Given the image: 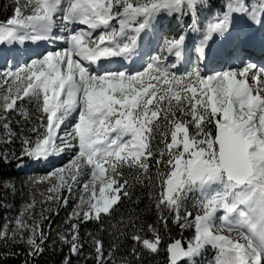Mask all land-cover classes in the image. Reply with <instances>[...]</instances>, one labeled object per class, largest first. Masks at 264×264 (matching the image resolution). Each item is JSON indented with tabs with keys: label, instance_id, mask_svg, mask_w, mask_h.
I'll return each instance as SVG.
<instances>
[{
	"label": "snow or ice",
	"instance_id": "1",
	"mask_svg": "<svg viewBox=\"0 0 264 264\" xmlns=\"http://www.w3.org/2000/svg\"><path fill=\"white\" fill-rule=\"evenodd\" d=\"M11 7L12 16L0 21V48L15 47L19 55L28 42L66 47L0 68V143L19 140L22 146L19 157L0 152V164L15 159L22 168L25 156L47 161L74 155L29 181L50 186L39 197L33 191L19 214L0 225L7 249L0 261L19 257L12 248L25 244L23 264H31L29 258L59 244L68 247L63 264H72V257L85 264L90 258L94 264H139L137 248L159 253L171 222L193 235L186 242L171 239L168 264H196L208 247L216 250L215 264H264V65L236 57L235 66L204 73L212 36L228 39L233 13L264 27V0H220L219 8L212 0H13ZM201 11L216 15L194 45L193 60L186 34L165 37L155 54L144 51V36L155 34L161 16L190 14L191 30ZM77 111L76 122L61 134ZM138 185L149 189L158 223L145 227L129 212L118 221L123 229L110 225L131 236L135 261L118 260L115 243L106 255L91 233L94 255L83 256L81 225L95 221L103 231L105 218L131 202ZM0 186L14 189L2 178ZM195 193L199 199L189 208ZM72 200L65 227L48 244L51 213Z\"/></svg>",
	"mask_w": 264,
	"mask_h": 264
},
{
	"label": "trees",
	"instance_id": "2",
	"mask_svg": "<svg viewBox=\"0 0 264 264\" xmlns=\"http://www.w3.org/2000/svg\"><path fill=\"white\" fill-rule=\"evenodd\" d=\"M13 0H0V21H5L7 18L12 16V5ZM213 7H220V0H212ZM213 13H209L208 11H201L200 15L197 17L198 23L190 30L189 25H192L193 18L190 14H185L184 16H176L174 20L176 25H182L188 27V29L194 34L196 38H201L203 36V25L210 18ZM174 15H163L165 19H172ZM188 25V26H187ZM157 30L160 31V25L157 24ZM29 111L33 110V105H28ZM19 130L18 128L16 129ZM170 138V137H169ZM22 146L19 140H16L13 143H0V152H7L10 154H15L16 157H19L21 154ZM30 160L28 157H23L24 164L28 163ZM17 160L13 159L9 164H0V178L4 181L9 182L14 185L13 188L5 189L0 186V225H2L6 218H13L19 214L21 209L24 207L26 202L30 201L31 194L34 191L36 196L39 197L40 192H45L46 189L50 186L46 182L39 184L38 186H32L29 184V181L33 178L43 177L48 173V169L43 165L37 163V165L32 166L27 171L26 170H18L17 169ZM152 174L156 175L157 167L155 166V161H152ZM51 165L55 166V163H51ZM57 165V164H56ZM62 166V164L53 167L58 168ZM125 172L127 169L125 168ZM158 181H156L158 187ZM149 189L145 188L143 185H138L134 190V195L132 197V201H125L121 206L119 211L116 213L115 217L112 219L105 218L104 230L102 231L100 225L95 221H90L87 224H82L80 227V236L82 241L84 242L83 256H89L91 253L94 255V248L92 246L91 237L88 235L89 233L97 236L99 239L103 241L105 254L107 255L108 250L115 243L118 247V251L116 252L117 259H133L134 257H130V253L133 247V241L131 240V236L124 237L123 235H119L116 232V229L110 227L112 224H116L119 228L123 229L124 225L118 224L121 217L127 220L129 212L134 214V217L137 219L138 223H142L145 227L148 224H157V212L155 208V204L152 200H150L148 195ZM64 195H67V192H63ZM197 198L192 194L190 198L187 200V206L192 208V206L196 203ZM74 204V201H70L67 208L61 207L59 209V214L55 213V210L51 213V228L52 235L47 241L48 244L52 242V239L56 235V231L58 229H62L65 227L64 221L67 217L68 213L71 212V207ZM37 212L39 211V206L37 207ZM167 214V213H165ZM195 215V212H194ZM45 228L47 230L48 221H45ZM169 227L171 229L170 233L165 234L163 247L161 251L157 254L149 253L145 250L137 248L138 251L141 252L139 264H168L166 248L167 244L171 241V239H181L183 241H187L191 239L193 235L192 229H185L181 232V229L175 225H172L169 222ZM119 236V238H117ZM62 248V250H61ZM7 249L3 248L2 243H0V251H6ZM13 251H19L21 255L19 257H10L0 261V264H23V260L25 258V254L27 252V245L19 244L12 248ZM205 255V254H204ZM208 257L204 259L201 258L197 261L196 264H205L212 261V257L208 253ZM68 256V247L61 246L57 244L56 248H45V251L38 258L32 259L29 258L31 264H63L65 257ZM72 264H85L83 258L72 257ZM87 264H94L93 259H88Z\"/></svg>",
	"mask_w": 264,
	"mask_h": 264
},
{
	"label": "rangeland",
	"instance_id": "3",
	"mask_svg": "<svg viewBox=\"0 0 264 264\" xmlns=\"http://www.w3.org/2000/svg\"><path fill=\"white\" fill-rule=\"evenodd\" d=\"M216 13L213 12V14L211 15L212 16H215ZM234 15L236 16V20L233 19V28H232V33H231V38H234L235 40L239 37H242L244 35H247V18L241 16L240 14L238 13H233V17ZM176 16H173L172 19H165V17L161 16L155 23H154V28H155V34H153L151 31L148 32L147 35L144 36V41L147 42L146 43V47L144 48V51L150 53V54H155V52H158L159 51V44L163 43V40L165 37H175V38H179V36L181 34H186V45L188 47V50L190 53H192V55L189 56V61L193 60L195 57L193 56V52L190 51L192 47H194V45L203 40H197L194 36V34L188 29V27L185 26H182V25H176L175 23V19H176ZM211 19V18H210ZM209 19V20H210ZM209 20L208 22H206L204 24V26L202 27L203 28V35L205 34V30H206V27H207V24L209 23ZM159 23L160 25V31L157 30V24ZM117 27H119L118 25H116ZM188 26V25H187ZM262 30L264 29L261 28ZM262 33H264V30L262 31ZM234 35V36H233ZM158 36L159 37V40H157L155 37ZM213 37V36H212ZM204 38V37H203ZM217 38V37H216ZM243 39V38H242ZM232 42V41H231ZM210 42L208 41V44ZM236 43V42H235ZM242 43V42H241ZM230 43L226 44L224 46V50L227 48V46L229 45ZM239 44V43H238ZM241 52V51H240ZM237 53V52H236ZM240 55V54H239ZM237 57V56H236ZM241 57V56H240ZM170 59L174 60V57H170ZM244 60H246V58H243ZM235 55L230 57V59L226 60V65L228 68L230 65L234 66L236 64L235 62ZM186 64V65H185ZM230 64V65H229ZM213 68L210 69V72H207L205 74H209L211 72H214V71H218L219 67L216 66L215 63L212 64ZM259 65H261L259 63ZM17 66V65H16ZM243 66V65H242ZM8 67H13L11 65H9L7 63V59L3 62V64L0 66V68H4V69H7ZM15 67V66H14ZM188 67H191V62H188V63H184L182 64L181 66V71H185ZM139 70V68H138ZM250 83V82H249ZM72 115V116H71ZM65 121L64 123L62 124L61 126V134L63 133V130H70L71 128V125L73 123L76 122V119H77V116H78V111L77 112H74L73 114H71ZM74 155L73 152H63L61 153L60 155L58 156H52L50 157L47 161H36L37 163H40V164H45V168L48 169V172H50L52 170L53 167H56L60 164H65L67 161H69L72 156ZM35 161H33L34 163ZM50 162L52 163H55V166L51 165ZM47 164V165H46ZM57 164V165H56ZM59 168V167H58ZM198 193H195V195H197ZM74 201V204L77 202V200H73ZM73 206V205H72ZM71 211H72V207H71ZM193 230V229H192ZM208 253L210 254V257L214 256V254L216 255V250L211 248V247H208L206 249V252L204 253V259L207 258L209 255Z\"/></svg>",
	"mask_w": 264,
	"mask_h": 264
},
{
	"label": "bare ground",
	"instance_id": "4",
	"mask_svg": "<svg viewBox=\"0 0 264 264\" xmlns=\"http://www.w3.org/2000/svg\"><path fill=\"white\" fill-rule=\"evenodd\" d=\"M234 20H236V16L235 15H234ZM76 27L86 28V26H84V25H77ZM232 28H233V26H232ZM255 28H256V30H254ZM258 28H262V27H260L258 24H252L250 21H248L247 22V35L243 36L242 43L245 42V41L251 40V37H254V36L256 37V35L258 34V31H259ZM231 33H232V31H231ZM231 37L232 36L230 35L228 37V39L222 40L218 35H215V34L213 35L212 39L209 41L210 42L209 43V48H208L209 56H208V60L206 61V67L208 69H209V64L211 63L212 56L220 57L215 63L216 66L219 67L218 71L226 69L227 65H226L224 59L221 58V57L225 58V57L229 56V58H230V57L234 56V49H235L236 45L239 43V41L235 40L234 38L230 39ZM228 43H230V44L224 50V46L226 44H228ZM57 44H59V43H57ZM229 46H231L230 49H228ZM57 47H66V46L59 44V45H56V48ZM3 49H5V48H0V63L2 62L3 58L8 57V58H10L9 60L12 59L13 65L16 66L15 62L18 59L24 58V57L27 56V54H24V53H19V55H17V52L14 51L15 47H13L11 49L12 53L5 52V51H3ZM38 50L41 51L42 48L39 47ZM1 52H3V53H1ZM39 53H41V52H37L36 54H39ZM240 58L242 60H244L243 58H246V60H244V61L251 60L252 62H254V63L258 64V65H259V63L261 65H263V61H264V44L261 46V48L259 50L254 51V52L253 51H245V49H243ZM0 65H2V63ZM113 66H115V65H113ZM139 66H137V67L136 66H132L133 70H138ZM204 72L207 73V72H210V70H204ZM249 82L251 83V81H249Z\"/></svg>",
	"mask_w": 264,
	"mask_h": 264
},
{
	"label": "water",
	"instance_id": "5",
	"mask_svg": "<svg viewBox=\"0 0 264 264\" xmlns=\"http://www.w3.org/2000/svg\"><path fill=\"white\" fill-rule=\"evenodd\" d=\"M166 254H167V252H166Z\"/></svg>",
	"mask_w": 264,
	"mask_h": 264
}]
</instances>
